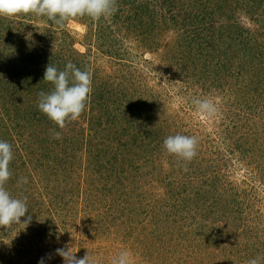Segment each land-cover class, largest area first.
Returning a JSON list of instances; mask_svg holds the SVG:
<instances>
[{"label":"trees","instance_id":"16d2710c","mask_svg":"<svg viewBox=\"0 0 264 264\" xmlns=\"http://www.w3.org/2000/svg\"><path fill=\"white\" fill-rule=\"evenodd\" d=\"M116 7L117 11L107 19L93 21L91 18L81 17L88 22L87 29L93 30L95 38L92 43H85L84 46L89 49L90 46L101 49L103 55L114 59L111 67L115 66V68L110 73L94 59L99 51L92 61L87 62L86 52L75 49L71 35L66 31L62 32L61 37L57 35L53 28L59 24L52 23L47 17L16 16L15 26L12 28L6 20L9 17H0L2 63L0 65V140H5L4 135L10 128L9 122H4V117L1 115L5 110L8 112L6 114L13 111L15 117H11L12 121L25 128L23 131L28 136L26 141L28 152L13 151L14 159L9 165L12 175L5 187L12 197L26 199L29 214L31 208L33 210L38 208L43 213L50 214L53 225L57 223L56 216H59L61 210L58 205L61 206V201L65 198L62 192L60 195L53 190L55 187L51 183L53 181L63 183L66 177L69 182L71 174L66 171L77 168L78 163L82 165L81 161L77 163L79 158L87 162V169L82 175L84 178L88 177L90 184L98 181L109 183L114 175H120L122 172L120 165L128 162L125 160L127 146L124 144H128L126 142L131 141L132 145L136 144L141 150L148 151L146 154L148 158H151L157 150L163 152L162 157L166 155L163 141L172 133L170 130L172 121L170 118L163 119V105L157 108L155 113L150 114V108L141 104L140 101L147 90L146 87L141 86L145 80L140 71L136 74L134 72L136 56L128 54L132 50L129 47L123 49L120 38L124 31L129 38L137 39V47L142 46L152 50L156 42L153 40L156 39L159 31L175 26L181 34V40L178 47H173L166 53L163 65L180 70V62L187 55L192 60L197 58L198 62L201 61L204 68L210 67L205 59L211 63L210 72L204 74L207 78L204 79L203 75L201 78L206 81V89L209 88V93L219 94L222 100L228 95L230 97V101H224L230 105L217 106L220 115H217L216 125L219 136L223 135L224 139L233 144L232 151L238 148L243 153L248 142L245 133H238L240 120L238 118L241 111L238 113L240 109L237 106L241 105L245 111L256 112L258 119L255 122L260 127L255 130L264 129V0H116ZM237 12L244 13L246 20L236 17ZM26 16L31 17L28 26L32 29L35 18L46 22L47 25L43 29L35 26L38 32H41L38 37H44V45L39 43V47L23 46L28 39L27 37L23 40L26 36L25 23H23ZM15 31L19 34H15ZM28 40L32 41V38ZM107 45H111L108 50L109 55L102 50ZM144 59L145 62L150 63L149 59L146 57ZM68 62L91 73L93 90L81 117L77 121L68 123L64 129H60L39 110L38 102L42 92L50 93L54 87L50 82L43 80L46 67L52 64L58 70H63ZM228 78H233L234 82L228 85ZM237 93L239 99L235 101L236 97L232 98ZM57 132L60 133V139L56 138ZM183 135L195 136V133L191 131L186 133L184 130ZM107 139L111 144L107 143ZM114 141L123 143L120 142L118 147H115ZM252 143L249 150L252 149ZM253 152L255 153L252 156L244 158L253 165V173L264 177V149L254 148ZM256 152L260 153L256 154ZM27 153L31 158L26 159ZM170 157L175 156L170 155ZM29 160L37 174L27 168L26 164ZM179 160L182 168L190 169L189 173L188 171L183 173V178L179 177L181 182L179 186L184 187L183 191L188 190L193 197H199L198 193L202 185L207 183L208 186L209 179L203 175L206 171L201 167L194 169L192 161ZM40 168L43 170L40 171ZM187 173L190 176H186ZM200 177L204 181L198 182ZM247 177L242 180L243 183L240 182V185H235L234 181L229 183L220 193H218L220 189L211 188L212 195L215 192V201L210 202V207L214 204L222 210V206L228 203L229 199L228 204L238 203L237 209L242 213L243 208L240 207L238 197L243 193L242 184L250 183L252 178L250 171L247 172ZM172 185L176 186L174 182ZM97 189V187H86L90 194L85 199V206H83L84 199L80 198L79 201L74 195L70 197L73 213L79 208V214L83 216L81 219H86L84 223L89 225L91 231L100 229L103 222L113 214L112 211L109 214L108 209L111 199L97 198ZM136 189L138 187L134 190ZM246 190L249 189H245L244 192ZM183 191H179L181 196ZM192 191L194 193H191ZM93 200L98 206L87 211L90 209L88 205ZM188 200V197H182V203ZM132 201L129 203L131 204ZM67 202V200L64 202L66 206L69 204ZM134 202L140 207L138 201ZM148 203L142 204V208L135 214L138 213L137 216L142 217L145 212L154 213L150 209L152 205L149 208ZM135 210L137 209H132ZM235 210V208L231 209V211ZM113 216L117 218L116 214ZM25 219L26 217L21 218V220ZM134 221L130 220V224H134ZM136 221L139 223L140 220ZM1 228L9 237L21 232ZM130 228L135 231L137 227ZM130 228L129 233L132 234ZM53 229L58 231V224ZM106 230L108 231V228ZM28 242L34 244L33 240ZM9 247L12 251L15 246L9 245ZM16 250L20 252V256L26 251L24 245L16 247Z\"/></svg>","mask_w":264,"mask_h":264},{"label":"rangeland","instance_id":"374dc122","mask_svg":"<svg viewBox=\"0 0 264 264\" xmlns=\"http://www.w3.org/2000/svg\"><path fill=\"white\" fill-rule=\"evenodd\" d=\"M236 17L246 20L244 13L237 12ZM6 20L11 28L15 26L16 16ZM30 21L31 17L26 16L23 22L26 36L23 40L28 37V39L32 38V41L27 39L23 46L39 47V43L44 45V37L39 38L41 32H38L35 26L43 29L47 25L46 22L35 18L32 29L28 26ZM87 23L82 18H75L67 22L64 28L59 25L53 29L60 37L63 31L68 32L75 44V49L86 52L87 62L92 61L99 51L97 57H94L98 65L105 67L108 73L113 72L115 66L111 67L114 63L111 56L103 55L100 52L101 49L93 46H90V49L84 46L85 43H92L91 41L95 39L93 30L87 29ZM15 34L19 33L15 31ZM121 35L123 49L129 47L132 51L128 54L136 56V64L133 65L135 74L140 71L144 76L145 81L141 86L146 87L147 92L143 94L141 104L150 108V114L155 113L156 109L163 105V119L170 118L172 121L171 135L183 134L184 130L186 133L190 131L195 133L198 140V156L191 161L194 162V169L201 167L206 171L203 175L209 179L208 186L207 183L202 185L198 193L200 196L193 197L188 190L183 191L184 187L179 186L181 183L179 177L183 178V173L186 171L189 173L190 170L181 167L180 158L170 157L171 154L168 152L164 158L163 152L159 150L148 158L146 155L148 151L141 150L136 144L132 145L131 141L124 144L127 146L125 160L128 162L120 165L122 172L120 175H114L109 183L98 181L89 184L88 177L84 178L82 175L87 169V162L79 158L77 163L81 161L82 165L78 163L77 168L66 171L71 174L69 182L66 177L63 183L59 181L51 183L55 187L53 190L60 195L62 192L65 198L63 201H61L62 198L58 199L62 204L58 205L61 210L58 209L59 216H56L55 225L51 221L50 214H45L38 208L35 210L31 208L30 223L16 224L10 228L15 232L17 230L21 232L9 237L0 227V264H39L41 258H44L45 264H64L63 257L59 256L56 250L70 248L78 258L88 253L95 264H112L113 258L124 250L132 254L134 264H248V261L253 258H259L260 264H264V177L253 173L254 167L246 159L255 153L254 148L264 149V129L255 130L260 127L255 122L258 119H256V112L245 111L238 104L237 107L240 109L238 113L241 111L238 118L240 119L238 133H245L248 142L245 144L243 153L238 148L232 151L231 141L217 133L216 118L220 114L217 112L211 118L205 117L197 113L193 103L195 99H209L216 107L221 104L225 107L230 105L224 102L230 101L229 95L222 100L219 94L209 93V88L206 89L207 84L204 79L207 77L204 74L210 72L211 63L205 59L210 67L204 68L201 61L198 62L197 58L192 60L187 55L180 62V70L163 65L166 53L173 47H178L181 40V34L175 26L159 31L156 39L153 40L156 42L152 50L142 46L137 47V39L129 38L125 31ZM110 46L107 45L102 49L108 55ZM123 52L121 49V53ZM144 57L149 59L150 63L145 62ZM0 65H2L1 61ZM233 82V78H228V85ZM232 99L238 100V93ZM6 113L8 112L5 110L1 115L4 117V122H9L10 128L4 135V141L12 145L13 151L28 152L26 148L28 136L23 131L25 128H21L20 124L12 121L11 117H15L12 110L9 114ZM120 142H115V147L123 143ZM107 143H110L109 139ZM251 143L253 146L249 150ZM258 153L260 152H256ZM29 158L31 157L27 153L26 159ZM26 166L37 174L36 169L31 165V160ZM248 171L252 175L250 185L242 184L243 193L238 197L240 207L243 208L242 213L237 209L238 203L228 204L230 203L228 197H225L228 203L225 202L222 210L214 204L210 207V202L215 201V192L212 195L211 188L220 189L218 191L220 193L233 181L235 185H240V182L243 183L242 180L248 178ZM188 173L186 176H190ZM202 181L204 180L200 177L198 182ZM172 182L176 186L172 185ZM86 187H97L96 197L99 199H111V205L108 208L109 214L110 211L113 213L111 218L106 219L102 227L94 231H91L89 225L84 223L86 219H81L83 216H80L79 208H76L77 212L72 211L70 197L74 195L79 198V201L80 198L84 199L83 206H85V199L90 194ZM136 187L138 189L134 190ZM245 189L249 190L244 192ZM180 190L183 191L182 196L179 193ZM182 197H188L189 200L182 203ZM65 200L69 202L68 206L64 203ZM131 200L133 201L130 204ZM134 201H138L140 207H137ZM145 203H148L149 208L152 205L150 209L154 213L145 212L142 217L137 216L136 211L140 210L141 205ZM88 206L90 209L87 211H90L98 204L93 200ZM232 208L236 210L231 211ZM132 209L137 210L132 211ZM114 214L117 218L113 216ZM130 220H135L134 224H130ZM136 220H140L139 223ZM57 224L59 230L55 231L53 228ZM130 227L137 228L134 231ZM129 228L132 234L129 233ZM28 240H33L34 244ZM9 245L15 246L12 250L14 252L10 250ZM21 245H24L26 249L23 256H20V252L16 250V247Z\"/></svg>","mask_w":264,"mask_h":264},{"label":"clouds","instance_id":"9594fccd","mask_svg":"<svg viewBox=\"0 0 264 264\" xmlns=\"http://www.w3.org/2000/svg\"><path fill=\"white\" fill-rule=\"evenodd\" d=\"M116 11V0H0V17L43 16L61 27L75 18L107 19ZM43 80L54 87L50 93L40 94L38 108L60 129H64L68 123L77 121L87 108L93 90L91 73L72 62H68L63 70L49 64ZM193 103L197 113L205 117L211 118L217 113L216 105L209 99H195ZM56 138L60 139L59 132ZM197 145L195 136L183 134L169 135L163 141V148L169 154L184 161H191L197 155ZM13 159L12 145L0 140V227L5 229L20 223L27 225L32 219L26 199L12 197L5 187L12 175L9 165ZM24 217L26 219L22 222ZM56 252L63 257L64 264H95L88 253L78 258L71 248L57 249ZM39 264H45L44 258ZM112 264H134L133 256L124 250L113 258ZM248 264H260V260L253 258Z\"/></svg>","mask_w":264,"mask_h":264}]
</instances>
